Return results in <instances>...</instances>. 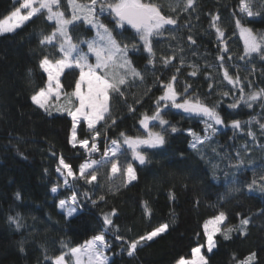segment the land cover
Returning a JSON list of instances; mask_svg holds the SVG:
<instances>
[{
  "label": "trees",
  "instance_id": "1",
  "mask_svg": "<svg viewBox=\"0 0 264 264\" xmlns=\"http://www.w3.org/2000/svg\"><path fill=\"white\" fill-rule=\"evenodd\" d=\"M154 2L161 6L162 14L177 20L176 25H166L161 35L153 37L154 65L148 64L149 55L134 29L128 25L115 27L107 12L100 17L121 44H129L128 58L144 79H130L123 89L124 97L112 95L111 116L96 126L101 133L96 141L99 151L91 159L99 160L111 140L122 143L121 132L133 137L146 135L139 120L142 114L153 113L155 101L162 94L157 78L167 82L175 74L177 92L215 105L224 124L216 126L217 131L209 133L211 140L194 150L188 130L203 135L202 120L182 110H167L164 118L176 126L177 132H165L163 146L142 149L144 164L134 161L131 151H125L127 146L122 144L124 154L118 156V165L126 167L131 162L137 179L125 186V176H112L111 163L107 162L99 166L92 185L70 180L72 190L80 195L78 212L67 217L58 209L59 200L71 195L56 171L59 159L63 157L78 173L89 154L69 143L70 117L46 113L31 101V95L47 80L39 61L55 49L41 45L40 40L52 31L53 24L44 15H37L14 32L0 34V264H51L45 257L67 251L62 242L76 247L97 235L103 228V215L113 209V227L106 235L110 243L108 264H174L181 255L190 258L192 247L205 244L204 222L220 211L226 214L222 229L235 228L243 218L250 222L243 234L232 231L230 239L217 233L213 251L207 252L206 246L201 249L208 264H236L252 252L257 254L255 264H264V192L259 188V176L264 174V132L255 121L250 126L245 124L243 130L230 126L234 119L242 124L253 117L264 122V108L259 101L251 109L243 104L229 108L239 98L241 86L245 97L264 88V60L257 54L240 59L245 44L235 26V19L240 18L255 34H264V0H255L253 8L260 15L253 17L239 12V0H196L188 11H182L184 0H180L174 12L169 4L175 0ZM62 5L66 7L65 0ZM15 7H19L16 0H0V19ZM213 14L220 16L227 52L222 51L223 44L209 27ZM89 29L80 23L72 33L74 37L92 38L95 30ZM132 44L137 48L133 49ZM220 55L225 57L223 64L229 74L239 77L241 83L236 87L223 79ZM165 57L174 59L165 66ZM91 59L94 62V57ZM194 70L197 75H189ZM75 78L78 70H67L61 77L65 91L72 90ZM186 85L191 86L187 94ZM223 92L229 95L223 96ZM129 106L135 111H129ZM112 119L116 120L114 125ZM249 127L255 139L246 135ZM150 128L161 131L155 121L150 122ZM77 134L91 144L92 133L85 123L78 125ZM254 178L258 185L249 191L248 184ZM54 186L58 187L56 194L51 192ZM145 202L150 214L145 211ZM9 217L18 219L21 226L18 228ZM161 224L168 225L167 231L138 246L132 256L128 255L127 243L115 239L119 234L126 241L134 240Z\"/></svg>",
  "mask_w": 264,
  "mask_h": 264
},
{
  "label": "snow or ice",
  "instance_id": "2",
  "mask_svg": "<svg viewBox=\"0 0 264 264\" xmlns=\"http://www.w3.org/2000/svg\"><path fill=\"white\" fill-rule=\"evenodd\" d=\"M16 2L19 3V7H15L7 16L0 19V34L14 32L37 15H44L46 20L53 24L52 31L42 35L40 44L55 49V52L43 55L39 61V67L47 74V80L43 87L31 95V101L46 113L51 114L52 110L66 113L71 118L69 143L73 148L79 145L89 153V158L79 165L78 173L73 171L72 166L66 163L63 157L59 159L56 171L63 177V186L71 191V195L67 199H60L58 207L68 217L73 216L77 211L80 195L77 191L72 190L73 186L69 178L72 181L83 180L86 184L92 185L97 180L99 166L108 162L111 163L112 175L119 173L125 176V186L135 181L137 174L131 162L127 163L126 167L118 165V156L124 154L121 151L122 144L127 146L125 151H131L134 161L144 164L146 155L142 149L163 146L166 143L164 133L169 130L172 133L177 132L176 126L164 118L167 115V110L174 108L201 118L204 124L203 135H199L191 129L188 130L192 137L190 146L194 150H197L198 145H204L211 140L212 137L209 133L214 134L217 131L216 126L224 124L215 105L210 106L202 103L198 96H182L177 92L175 88L177 76L175 74L167 82L159 81L157 78L162 94L155 101L153 113L151 115L142 114L139 120L146 135L133 137L121 132L122 143L119 139L111 140L110 145H105L100 160L91 159V154L99 151L96 141L101 133L96 126L101 121H107L111 116L110 99L112 95L124 97L123 89L129 84L130 79L141 81L144 79L143 74L128 58L129 44H121L113 35L112 29L102 22L100 17L107 12L113 17L115 27L123 28L128 25L134 29L143 50L149 55V65H154L153 37L161 35L166 25H176L177 20L162 14L161 6L154 0H65L66 7L62 5V0H16ZM195 2L196 0H184L182 11L193 9ZM254 4L255 0H239V12L247 17L259 16L260 12L254 11ZM179 7L180 0L169 4L170 10L173 12ZM219 21V14L211 15L209 27L214 29L217 40L223 44L222 51L227 52L225 32L220 27ZM80 23L90 26L89 30L94 29L95 35L92 38L74 37L72 29L78 27ZM235 26L239 29L245 44L244 56H241L240 59L257 54L264 60V34H255L251 28L244 26L240 18L235 19ZM188 40L193 44L196 43L191 36L188 37ZM131 47L136 49L137 45L132 44ZM92 57H94V62H92ZM172 59L174 57L163 58L164 65L167 66ZM218 59L221 61L220 67L224 69L223 79L234 87L239 85L241 83L239 77L233 78L224 68L225 57L220 55ZM182 64L183 61H181ZM66 70L71 72L78 70V78H75L71 91H65L61 82V77L65 75ZM178 71L179 69H177ZM189 75L195 76L197 71L194 70ZM190 87V85L185 86V94L188 93ZM209 87L211 88L212 85ZM239 92V98L230 104L229 108L236 109L243 104L251 109L258 101L264 108V88L252 91L246 97L242 86L239 88ZM222 95L228 96L229 92H223ZM129 111H135V109L129 106ZM153 121L158 122L161 131H153L150 128V122ZM253 121L258 124L261 132H264V122L256 120L255 117L243 124L240 120L234 119L230 126L234 130H243L245 124L250 126ZM85 122L88 131L92 133L91 144H89L88 138H78V125ZM111 123L114 125L116 120L112 119ZM246 135L255 139V133L250 127ZM257 185L258 180L254 178L248 184L249 191ZM259 188L261 192H264V174L259 176ZM51 192L57 193L58 187H52ZM83 195L87 197L88 193L84 192ZM99 199L103 200L104 196H100ZM145 211L150 214L146 202ZM115 214V209L111 213L104 214L103 228L84 244L69 247L62 242V248H67V251H62L59 255L51 258L45 257V259H50L51 264H108L109 258L106 251L110 248V243L106 239V235L108 229L113 227L112 217ZM9 220L16 223L18 228L21 226L18 219L9 217ZM225 220L224 211H220L217 215L206 220L202 226L205 244L197 243V246L191 248L190 258L181 255L174 264H208L201 249L206 246L207 252L211 253L216 247L214 237L217 233L222 234L227 240L230 239V233L234 230L243 234L250 222L248 218H243L235 228L222 229L221 225ZM167 229V224H161L134 240L126 241L119 234L115 235V239L126 242L128 255L132 256L138 246L152 241ZM118 231L117 228L116 232L118 233ZM199 236L200 234L197 233V240ZM20 250L23 251V247ZM256 258L255 252L249 253L239 260H236L235 256L233 257L236 264H255Z\"/></svg>",
  "mask_w": 264,
  "mask_h": 264
},
{
  "label": "rangeland",
  "instance_id": "3",
  "mask_svg": "<svg viewBox=\"0 0 264 264\" xmlns=\"http://www.w3.org/2000/svg\"><path fill=\"white\" fill-rule=\"evenodd\" d=\"M26 23V22H25ZM243 42H244V39H243ZM67 71V70H66ZM45 75H46V78H47V74L45 73ZM51 114H66V113H61V112H56L55 110H52L51 111ZM67 115V114H66ZM85 124H86V122H85ZM86 127H87V124H86ZM198 146H200V145H198ZM121 151H122V149H121ZM89 154V153H88ZM94 154H96V152L95 153H92L91 155H94ZM101 159V158H100ZM99 159V160H100ZM105 163H107V162H105ZM104 163V164H105ZM112 175V174H111ZM58 176L61 178V180H62V182H63V177L60 175V173H58ZM112 176H114V175H112ZM69 180H71V178H69ZM64 187V186H63ZM56 194V193H55ZM58 209L60 210V211H62V212H64L62 209H60L59 207H58ZM78 212V207H77V211L73 214V215H75L76 213ZM64 214L66 215V213L64 212ZM67 216V215H66ZM68 217V216H67ZM108 250V249H107ZM107 252V251H106ZM201 252H202V250H201ZM109 258V257H108ZM109 262V261H108Z\"/></svg>",
  "mask_w": 264,
  "mask_h": 264
},
{
  "label": "water",
  "instance_id": "4",
  "mask_svg": "<svg viewBox=\"0 0 264 264\" xmlns=\"http://www.w3.org/2000/svg\"><path fill=\"white\" fill-rule=\"evenodd\" d=\"M190 116L193 117V118H196V119H201L200 117L195 116V115H190Z\"/></svg>",
  "mask_w": 264,
  "mask_h": 264
}]
</instances>
